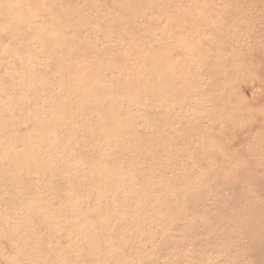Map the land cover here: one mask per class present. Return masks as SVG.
Returning <instances> with one entry per match:
<instances>
[{
	"label": "rangeland",
	"instance_id": "obj_1",
	"mask_svg": "<svg viewBox=\"0 0 264 264\" xmlns=\"http://www.w3.org/2000/svg\"><path fill=\"white\" fill-rule=\"evenodd\" d=\"M0 264H264V0H0Z\"/></svg>",
	"mask_w": 264,
	"mask_h": 264
}]
</instances>
